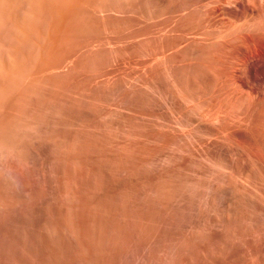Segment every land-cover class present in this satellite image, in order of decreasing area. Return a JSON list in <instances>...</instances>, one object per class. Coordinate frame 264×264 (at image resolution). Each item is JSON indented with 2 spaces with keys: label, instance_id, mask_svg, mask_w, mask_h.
I'll list each match as a JSON object with an SVG mask.
<instances>
[{
  "label": "rangeland",
  "instance_id": "374dc122",
  "mask_svg": "<svg viewBox=\"0 0 264 264\" xmlns=\"http://www.w3.org/2000/svg\"><path fill=\"white\" fill-rule=\"evenodd\" d=\"M39 1L8 12L42 61L0 79V264H264V0Z\"/></svg>",
  "mask_w": 264,
  "mask_h": 264
},
{
  "label": "bare ground",
  "instance_id": "6f19581e",
  "mask_svg": "<svg viewBox=\"0 0 264 264\" xmlns=\"http://www.w3.org/2000/svg\"><path fill=\"white\" fill-rule=\"evenodd\" d=\"M22 1L26 2L25 4H29L28 10H27V12H26V14H25L26 17H24L23 19H25V18L28 19V21H29L30 24L33 23V22H31V21H33V20L36 19V15H37V12H38L37 10H39L41 7L44 6V3L42 2V5H43V6H41V7L39 6V8H38V5H39L38 2H40L39 0H0V79H1V82H3V81L5 82V85H7L8 88L10 87L9 85H12V87H13V86L16 85V82L18 83V81L15 80V79L17 78V77H16V73L19 74V73H20L19 71H21V73H22V71H23L22 69L25 68V67L22 68V66H24V65H26V64H30V65H32L33 63H36V64L38 63V64H39V63L42 61V57H41V56H40L41 58H40V57H37V56H36V58L31 56V57H32V58H31V61H30V63H28V62H27V61H29V60H28V57H24V55H23V53H24L25 50H21V49H20V47H21L22 45L26 44V42H29V39H28V32H27L23 27L25 26V24H27V25L29 26V28H26V29H28V31L31 30V28H32V29L34 28V27H33V24H32V27H31V25H29L27 22L24 24V22L22 23V22L19 21V20H20L19 18H22V17L24 16L23 13H22L23 16L21 15L22 17H19V14H18V13H20L21 11H19V12L17 13L19 18H18V17H15V16H11L13 13H14V15L16 14L15 11H13L12 9L18 10V9L21 7L20 4H21ZM41 1H42V0H41ZM59 1H60V0H59ZM63 1H64V0H63ZM71 1H72V0H71ZM75 1H76V0H75ZM82 1H83V0H82ZM85 1H86V0H85ZM103 1H105V0H103ZM118 1H119V0H118ZM210 1H211V0H210ZM216 1H217V0H216ZM216 1H215V2H216ZM233 1H234V0H233ZM233 1H232V2H233ZM47 2H48V1H47ZM67 2H68V0H66V3H67ZM72 2H73V1H72ZM89 2H90V1H89ZM94 2H96V1H94ZM107 2H108V0H107ZM115 2H116V1H115ZM219 2H220V1H219ZM219 2H217V4H218ZM228 2H230V1H228ZM40 3H41V2H40ZM50 3H51V2H50ZM61 3H63V2H61ZM103 3H104V2H103ZM222 3H223V2H222ZM234 3H235V2H234ZM47 4H48V3H47ZM54 4H55V3H54ZM58 4H59V3H58ZM58 4H56V6H57ZM105 4H106V3H105ZM105 4H104V5H105ZM201 4H204V3H201ZM201 4H199V5H201ZM211 4H214V3H211ZM215 4H216V3H215ZM230 4H231V3H230ZM232 4H233V3H232ZM22 5H23V4H22ZM40 5H41V4H40ZM51 5H52V4H51ZM62 5H63V4H62ZM67 5H68V4H66V6H67ZM74 5H75V4H74ZM81 5H83V4H81ZM85 5H86V3H85ZM93 5H94V4H93ZM118 5H120V4H118ZM226 5H227V4H226ZM226 5H224V6H226ZM25 6L27 7L28 5H25ZM25 6L22 7L23 10H24V7H25ZM53 6H54V5H53ZM53 6H50V7H53ZM69 6H70V1H69ZM72 6H73V5H72ZM90 6H91V4H90ZM90 6H89V7H90ZM102 6H103V5H102ZM121 6H122V5H121ZM177 6H178V5H177ZM202 6H203V5H202ZM204 6H205V5H204ZM26 7H25V8H26ZM62 7H63V6H62ZM79 7H81V6L79 5ZM85 7H86V6H85ZM94 7H95V6H94ZM99 7H100V6H99ZM109 7H110V6H109ZM227 7H228V6H227ZM234 7H235V6H233V10H234ZM47 8H48V7H47ZM47 8H46V9H47ZM54 8H55V7H54ZM57 8H58V7H57ZM63 8H65V7H63ZM96 8H98V7H96ZM100 8H102V7H100ZM100 8H99L98 11H97V9H96V12H99V13L101 14V16H102L101 18H103V19L105 18V19H106V18L108 17V11H109V10L104 9V8H103V9H100ZM114 8H116V7H114ZM114 8H113V9H114ZM202 8H205V7H202ZM206 8H207V7H206ZM211 8H212V7H211ZM215 8H216V7H215ZM221 8H222V7H221ZM42 9H43V11L45 12L46 9H45V10H44V8H42ZM42 9L39 10V11L41 12V17H42V14H44V13H42ZM58 9H60V8H58ZM66 9H67V8H66ZM212 9H213V8H212ZM223 9L225 10V8H223ZM11 10H12V11H11ZM20 10H21V9H20ZM50 10H51V8L47 10V11H49L48 13H50ZM54 10H55V9H54ZM54 10L52 9V11H54ZM56 10H57V9H56ZM63 10L65 11V9H63ZM68 10H69V9H68ZM74 10H75V9H74ZM78 10H79V9H78ZM83 10H85V9H83ZM87 10H88V9H87ZM90 10H91V9H90ZM92 10H93V9H92ZM92 10H91V11H92ZM114 10H115V9H114ZM117 10H118V9H117ZM216 10H217V8H216ZM218 10H219V9H218ZM221 10H222V9H221ZM233 10H231V11H233ZM9 11H11V12H13V13H12V14H9V13H8ZM64 11H63V12H64ZM71 11H72V10H71ZM81 11H82V10H81ZM115 11H116V10H115ZM225 11H226V10H225ZM6 12L8 13V15H7ZM40 12H39V13H40ZM54 12H55V11H54ZM69 12H70V11H69ZM87 12H88V11H87ZM110 12H112V11L110 10ZM24 13H25V12H24ZM39 13H38L37 16L40 17V14H39ZM46 13H47V12H46ZM48 13H47V14H48ZM113 13H114V12H113ZM118 13H120V12H118ZM203 13H204V12H203ZM207 13H208V12H207ZM211 13H212V12H211ZM214 13H215V12H214ZM17 14H16V15H17ZM55 14H56V13H55ZM58 14H59V13H58ZM68 14H69V13H68ZM89 14H90V13H89ZM95 14H97V13H95ZM204 14H205V13H204ZM223 14H224V13H223ZM226 14H227V13H226ZM50 15H51V14H50ZM50 15H49V16H50ZM60 15H61V14H59V16H60ZM65 15H66V14H65ZM73 15L75 16V14H73ZM90 15H91V14H90ZM97 15H98V14H97ZM206 15L208 16V14H206ZM55 16H57V15H55ZM69 16H70V15H69ZM113 16H114V15H113ZM210 16H211V15H210ZM217 16H218V15H217ZM217 16H216V17H217ZM43 17L45 18V16H43ZM52 17H53V16H52ZM61 17H62V16H61ZM81 17H82V16H81ZM83 17H84V16H83ZM99 17H100V16H99ZM110 17H111V16H110ZM212 17L214 18L215 16H212ZM212 17H211V18H212ZM37 18H38V17H37ZM44 18H43V19H44ZM62 18H63V17H62ZM93 18H94V17H93ZM95 18L97 19L98 17L95 16ZM189 18H190V17H189ZM204 18H205V16H204ZM204 18H203V19H204ZM206 18H207V17H206ZM223 18H224V17H223ZM43 19H42V20H43ZM65 19H66V18H65ZM76 19H77V17H76ZM78 19H79V18H78ZM85 19H86V18H85ZM91 19H92V18H91ZM91 19H90V17H89V20H91ZM227 19H228V17H227ZM231 19H232V18H231ZM36 20H37V22L39 21V23L42 25L41 27H43V25H45V24H42V22H40L39 18L36 19ZM42 20H41V21H42ZM55 20H56V19H55ZM57 20H58V19H57ZM57 20H56V23H58ZM63 20H64V19H63ZM63 20H62V21H63ZM68 20H69V19H68ZM80 20H81V18H80ZM83 20H84V19H83ZM92 20H93V19H92ZM106 20H107V19H106ZM117 20H118V19H117ZM189 20H191V19H189ZM207 20H208V19H207ZM221 20H222V19H221ZM25 21H27V20H25ZM52 21H54V20H52ZM65 21H67V19H66ZM72 21H73V20H72ZM95 21H97V20H95ZM99 21H100V20H99ZM99 21H98V23H99ZM118 21H119V20H118ZM213 21H214V20H213ZM217 21H218V20H217ZM223 21H224V20H223ZM227 21H228V20H226L225 22H227ZM34 22H36V21H34ZM37 22H36V23H37ZM45 22H46V21H45ZM45 22H44V23H45ZM76 22H77V21H76ZM81 22H82V21H81ZM81 22H80V23H81ZM84 22H85V21H83V23H84ZM87 22H88V21H87ZM104 22H105V21H104ZM204 22H205V21H204ZM219 22H221V21H219ZM219 22H218V23H219ZM229 22H230V21H229ZM36 23H34V25H35ZM46 23H47V22H46ZM69 23H70V21H69ZM101 23H103V22H101ZM101 23H99V24H101ZM207 23H208V22H207ZM210 23H211V21H210ZM216 23H217V22H216ZM227 23H228V22H227ZM6 24H10V25H11V26L9 25V26L11 27V29H12V30H11L12 32H11V31L9 32L10 34H8V32H7V31H9V30L6 31ZM40 24H38V25L40 26ZM47 24H48V23H47ZM47 24L45 25L44 28H47V27H46ZM49 24H51V22H49ZM52 24H53V23H52ZM65 24H66V22H65ZM73 24H74V23H73ZM73 24H72V25H73ZM78 24H79V22H78ZM91 24H92V23H91ZM220 24H221V23H220ZM228 24H229V23H228ZM22 25H24V26L21 27ZM53 25H54V24H53ZM55 25H56V24H55ZM70 25H71V23H70ZM70 25H68V26H70ZM74 25H77V24H74ZM89 25H90V24H89ZM205 25H206V23H205ZM205 25H204V26H205ZM207 25H208V24H207ZM212 25H213V24H212ZM212 25H211V26H212ZM217 25H218V24H217ZM217 25H216V26H217ZM230 25H231V23H230ZM58 26H59V25H58ZM61 26H64V25L61 24ZM66 26H67V25H66ZM78 26H79V25H77V27H78ZM92 26H93V25H92ZM96 26H97V25H96ZM98 26H99V25H98ZM106 26H107V25H106ZM213 26H214V25H213ZM225 26H226V25H225ZM228 26H229V25H228ZM25 27H26V26H25ZM30 27H31V28H30ZM41 27H39V28H41ZM49 27H50V26H49ZM53 27H54V26H53ZM71 27H73V26H71ZM71 27H70V28H71ZM201 27H202V26H201ZM214 27H215V26H214ZM214 27H213V28H214ZM7 28H8V27H7ZM22 28H23V29H22ZM57 28H58V27H57ZM65 28H66V27H65ZM75 28H76V27H75ZM89 28H90V27H89ZM106 28L108 29V27H106ZM223 28H224V27H223ZM8 29H9V28H8ZM36 29L39 31L38 28H36ZM36 29H35V31H36ZM50 29H51V28H50ZM50 29H49V30H50ZM55 29H56V28H55ZM97 29H99V28H97ZM101 29H102V28H101ZM101 29H100V30H101ZM40 30H41V29H40ZM52 30H53V29H52ZM61 30H62V29H60V32H61ZM75 30H77V28H76ZM86 30H87V29H86ZM103 30H104V28H103ZM105 30H106V29H105ZM32 31L34 32V30H31V32H32ZM44 31H45V30H44ZM68 31H69V30H68ZM68 31H67V32H68ZM70 31H71V30H70ZM70 31H69L68 33H70ZM98 31H99V30H98ZM33 32H32L31 34H33ZM40 32H41V31H40ZM47 32H48V31H47ZM49 32H51V31H49ZM76 32H77V31H76ZM76 32H73V33H76ZM86 32H87V31H86ZM102 32H103V31H102ZM11 33H12V34H11ZM43 33H44V32H43ZM43 33H42V34H43ZM54 33H55V32H54ZM62 33H64V32L62 31ZM65 33H66V32H65ZM68 33H67V34H68ZM119 33H121V31H120ZM67 34H66V35H67ZM78 34H79V32H78ZM200 34H202V33H200ZM10 35H11V36H10ZM35 35H36V33L33 34V38L35 37L36 39H38L36 36H38L39 34H37L36 36H35ZM46 35H47V34H46ZM50 35H51V34H50ZM66 35H63V36L66 37ZM117 35H118V34H117ZM29 36H30V34H29ZM55 36H56V34H55L54 36H52V37H55ZM61 36H62V34H61ZM74 36H75V35H74ZM74 36H72V37H74ZM104 36H105V35H104ZM10 37H11V39H13L14 41L9 40ZM31 37H32V35L30 36V42H31V44H32V43L34 44V43H35V42H34L35 40L32 39ZM39 37H40V35H39ZM44 37H45V36H44ZM46 37H47V36H46ZM46 37L44 38V40H46ZM78 37H79V36H78ZM189 37H191V36H189ZM196 37H197V36H196ZM48 38L50 39L49 35H48ZM63 38H64V37H63ZM83 38H86V37L84 36ZM83 38H81V40H82ZM91 38H92V36H91ZM93 38H94V37H93ZM104 38H105V37H104ZM115 38H116V37H115ZM115 38L112 39V40H114V42H115ZM194 38H195V37H194ZM31 39H32V41H31ZM49 39H47V41H48ZM52 39H53V38H52ZM56 39L59 40L60 38H59V39L56 38ZM66 39H67V38H66ZM66 39H64V40H66ZM70 39H71V38H70ZM73 39H74V38H73ZM78 39H79V38H78ZM95 39H96V38H95ZM107 39L110 40L109 38H107ZM107 39H106V40H107ZM116 39H117V38H116ZM190 39H191V38H190ZM8 40H9V42H8ZM40 40H42V39H40ZM44 40H43V41H44ZM62 40H63V39H62ZM68 40H69V39H68ZM76 40H77V39H76ZM86 40H87V39H86ZM90 40H92V39H90ZM98 40H100V37L98 38ZM98 40H97V41H98ZM101 40H102V39H101ZM104 40H105V39H104ZM104 40H103V41H104ZM119 40H120V39H119ZM192 40H193V39H192ZM47 41H46V43H47ZM50 41H51V39H50ZM73 41L75 42V40H73ZM84 41H85V40H84ZM84 41H83V42H84ZM116 41H117V40H116ZM188 41H189V40H188ZM7 42H8V43H7ZM10 42H14V43L11 44ZM37 42H39V40H37L36 43H37ZM53 42H54V41H53ZM55 42H56V41H55ZM61 42H62V41H61ZM61 42H60V43H61ZM65 42H66V41H65ZM67 42H68V41H67ZM67 42L64 43V44H67ZM80 42H81V41H80ZM80 42H78V43H80ZM87 42H88V41H87ZM104 42H105V41H104ZM114 42H112V44H114ZM117 42H119V41H117ZM6 43H7V44H6ZM9 43L11 44V46L9 47L10 49L8 48V44H9ZM41 43H43V42L41 41ZM48 43H49V42H48ZM48 43H47V44H48ZM56 43H57V42H56ZM62 43H63V42H62ZM68 43H69V42H68ZM75 43H76V42H75ZM100 43H102V42H100ZM194 43H195V42H194ZM10 44H9V45H10ZM31 44H29V45L31 46ZM33 44H32V46H33ZM38 44H39V43H38ZM38 44H37V45H38ZM44 44H45V43H44ZM51 44H52V45H55V44L52 43V42H51ZM69 44L71 45V43H69ZM81 44H82V43H81ZM85 44H86V42H85ZM85 44H84V45H85ZM90 44H91V43L89 42V45H90ZM110 44H111V43H110ZM110 44H109V45H110ZM188 44H189V43H188ZM195 44H196V43H195ZM12 45H13V46H12ZM27 45H28V44H26V46H27ZM29 45H28V47H29ZM45 45H46V44H45ZM60 45H61V44H60ZM74 45H76V44H74ZM74 45H73V46H74ZM92 45L94 46L93 42H92ZM100 45H101V44H98V46H100ZM102 45H104V44H102ZM185 45H187V44H185ZM190 45H191V43H190ZM192 45H194V44H192ZM15 46H16V47H15ZM24 46H25V45H24ZM24 46H23V49H24ZM35 46H36V44H35ZM42 46H43V45L39 44V47L42 48ZM58 46H59V45H58ZM82 46H83V44H82ZM86 46L88 47V45H86ZM90 46H91V45H90ZM95 46H96V45H95ZM113 46H114V45H113ZM119 46H120V45H119ZM121 46H122V45H121ZM6 47H7V48H6ZM39 47L37 46L36 48L38 49ZM52 47H53V46H52ZM52 47H51V49L53 50L54 48H52ZM70 47H71V46H70ZM80 47H81V45H80ZM83 47H84V46H83ZM100 47H101V46H100ZM103 47H104V46H102L101 48H103ZM108 47H110V46H108ZM117 47H118V46H117ZM117 47H116V48H117ZM187 47H188V46H187ZM21 48H22V47H21ZM29 48L32 49V47H29ZM33 48H34V47H33ZM36 48H34V51H33V50H30V53H31V51H32V54H34V52H36V50H35ZM41 48H40V49H41ZM47 48H48V47H47ZM57 48H58V47H57ZM59 48H60V47H59ZM63 48H65V45H64ZM67 48H68V47H67ZM73 48L76 49L77 46H76V48H75V47H73ZM78 48H79V46H78ZM91 48H92V46H91ZM246 48H247V47H246ZM5 49H6V51H5ZM7 49H8V52H7ZM27 49H28V48H26V52H27ZM40 49H39L38 51H40ZM51 49H50V50L47 49V50L50 52ZM88 49H89V47L87 48V50H88ZM105 49L107 50L108 48H105ZM110 49H111V48H110ZM119 49H120V48H119ZM119 49H118V50H119ZM20 50H21V51H20ZM43 50H44V48H43ZM47 50H45V51H47ZM55 50L57 51L56 48H55ZM58 50H59V49H58ZM64 50H66V49H64ZM68 50H69V48H68ZM91 50H92V49H91ZM95 50H96V49H95ZM95 50H94V51H95ZM100 50H101V49H99V51H100ZM103 50H104V49H103ZM103 50H102V51H103ZM115 50H116V49H115ZM4 51H5V52H4ZM22 51H23V53L21 54ZM28 51H29V50H28ZM41 51H42V49H41ZM48 51H47V52H48ZM60 51H61V49H60ZM76 51H77V50H76ZM88 51H89V50H88ZM121 51H122V50H121ZM6 52H7V53H6ZM26 52H25V54L27 55ZM47 52H46V53H47ZM64 52H66V51H64ZM69 52H70V51H69ZM71 52H72V51H71ZM80 52H81V51H80ZM91 52H92V51H91ZM91 52H90V53H91ZM96 52H98V51L96 50ZM100 52H101V51H100ZM100 52H99V53H100ZM103 52H104V51H103ZM106 52H108V51H106ZM109 52H110V51H109ZM111 52H113V49L111 50ZM111 52H110V53H111ZM116 52H118V51H116ZM246 52H247V51H246ZM40 53H41V52H39V54H40ZM46 53H45V55H46ZM50 53H51V52H50ZM82 53H84V52H82ZM88 53H89V52H88ZM92 53H93V52H92ZM119 53H120V52H119ZM247 53H248V52H247ZM37 54H38V52L36 53V55H37ZM57 54H58V52H57ZM59 54H60V53H59ZM65 54H66V53H65ZM73 54H75V53H73ZM86 54H87V53H86ZM100 54H101V53H100ZM103 54H104V53H103ZM114 54H115V53H114ZM114 54H113V55H114ZM21 55H22V57H24V58H21V57H20ZM26 55H25V56H26ZM29 55H30V54H29ZM42 55H43V53H42ZM62 55H63V54H62ZM62 55H61V56H62ZM75 55H77V54H75ZM75 55H74V56H75ZM79 55H80V54H79ZM89 55H90V54H89ZM92 55H94V54H92ZM95 55H96V54H95ZM104 55H105V54H104ZM110 55H111V54H110ZM110 55L108 56V53H107V56H108V57H110ZM34 56H35V55H34ZM61 56H60V57H61ZM63 56H64V55H63ZM70 56H71V55H70ZM80 56H81V55H80ZM83 56H84V55H83ZM105 56H106V55H105ZM119 56H121V55H119ZM29 57H30V56H29ZM50 57H51V56H50ZM54 57H55V56H54ZM65 57H66V56H65ZM71 57H72V56H71ZM84 57L86 58V56H84ZM87 57H88V56H87ZM100 57H101V56H100ZM100 57H98V59H99ZM113 57H114V56H113ZM117 57H118V56H117ZM245 57H246V56H245ZM247 57H248V56H247ZM247 57H246V58H247ZM51 58H52V60H54L53 57H51ZM68 58H69V57H68ZM248 58H249V57H248ZM2 59H3V61H2ZM4 59H5V61H7V62H5V63H7V64H5V65L3 64ZM22 59L25 60V62H23V65L20 67V68H22V69H21V70L18 69L19 71L16 72V71H17L16 68H17V66H18V63H19L20 65L22 64V63H20V62H22V61H21ZM29 59H30V58H29ZM35 59H36V60H35ZM40 59H41V61H39ZM46 59H47V58H46ZM56 59H57V58H55V60H56ZM62 59H63V58H62ZM80 59H81V58H80ZM88 59H89V58H88ZM93 59H94V56H93ZM93 59H90V60H93ZM106 59H107V58H106ZM110 59H112V58H110ZM110 59H109V60H110ZM116 59H117V58H116ZM44 60H45V59H44ZM49 60H50V59H49ZM59 60H60V59H59ZM65 60H66V58H65ZM70 60H71V59H70ZM77 60H78V59H77ZM81 60H82V59H81ZM94 60H95V59H94ZM94 60H93V61H94ZM96 60H97V59H96ZM99 60H100V59H99ZM103 60H104V59H103ZM103 60H101V61H103ZM244 60H245V59H244ZM246 60H247V59H246ZM38 61H39V62H38ZM47 61H48V60H47ZM78 61H79V60H78ZM84 61H85V60H84ZM93 61L90 62V63L95 65L96 63H94ZM112 61H113V60H112ZM114 61H116V60H114ZM117 61H118V60H117ZM263 61H264V60H263ZM44 62H45V61H44ZM51 62H52V61H51ZM53 62H54V61H53ZM53 62H52V64H53ZM56 62H57V61H56ZM65 62H66V61H65ZM65 62H64V63H65ZM73 62H74V61H73ZM75 62L78 63L76 60H75ZM75 62H74V63H75ZM80 62H81V61H80ZM82 62H83V60H82ZM86 62H87V61H86ZM96 62H97V61H96ZM106 62H107V61H106ZM121 62H122V61H121ZM249 62H250V61H249ZM31 63H32V64H31ZM49 63H50V61H49ZM60 63H61V62H60ZM60 63H59V64H60ZM112 63H113V62H112ZM50 64H51V63H50ZM56 64H57V63H56ZM65 64H66V63H65ZM67 64L69 65V63H67ZM78 64H79V63H78ZM78 64H77V65L75 64V65L78 66ZM86 64H87V63H86ZM106 64H108V63H106ZM106 64H105L104 66H106ZM122 64H123V63H122ZM243 64H244V63H243ZM249 64H250V63H249ZM20 65H19V66H20ZM33 65H34V64H33ZM39 65H40V66H38V67H41V64H39ZM68 65H67V66H68ZM80 65H81V63H80ZM84 65H85V64H84ZM84 65H82V66H84ZM87 65H88V64H87ZM108 65H109V64H108ZM110 65H111V64H110ZM117 65H118V64H117ZM254 65H255V64H254ZM19 66H18V67H19ZM48 66H49V65H48ZM54 66H55V65L53 64V67H54ZM72 66H73V65H72ZM96 66H97V65H96ZM98 66H99V65H98ZM119 66H120V65H119ZM255 66H256V65H255ZM42 67H43V66H42ZM79 67H80V66H79ZM87 67H89V66H87ZM90 67H91V65H90ZM107 67H109V66H107ZM249 67H251V66H249ZM252 67H254V66H252ZM26 68H27V65H26ZM29 68H30V67H29ZM29 68H28V69H29ZM45 68H47V67H45ZM48 68H52V66L50 65V67H48ZM48 68H47V69H48ZM58 68H61V67H58ZM58 68H55L56 70H54V71L57 72V71H58V70H57ZM95 68H98V67H94L93 69H95ZM33 69H34V72H37V71H39V70H42L43 68H42V69L37 68V69H39V70L36 69L37 71H35V68H34V66H33ZM68 69H70V68L68 67ZM76 69H78V68H76ZM79 69H80V68H79ZM79 69H78V70H79ZM87 69H88V68H86V70H87ZM98 69H99V68H98ZM98 69H97V70H98ZM166 69H167V68H166ZM256 69H257V68H256ZM263 69H264V68H263ZM44 70H45V69H44ZM44 70H43V71H44ZM62 70H63V69H62ZM65 70H67V69H64V71H65ZM78 70H76V71H78ZM89 70H90V69H89ZM102 70H103V69H102ZM102 70H101V72H102ZM106 70H107V68H106ZM167 70L169 71V68H168ZM167 70H166V71H167ZM252 70H254V69L252 68ZM252 70H251V71H252ZM25 71H26V70H25ZM30 71H31V69H30ZM46 71H47V70H46ZM52 71H53V70H52ZM64 71H63V72H64ZM95 71H96V70H95ZM103 71H104V70H103ZM28 72H29V71H28ZM49 72H50V69H49ZM59 72L61 73V71H59ZM65 72H66V71H65ZM65 72H64V73H65ZM73 72H74V71H73ZM79 72H80V71H79ZM92 72H93V71H92ZM263 72H264V71H263ZM38 73H39V72H38ZM38 73H37V74H38ZM51 73H52V72H51ZM51 73H50V74H51ZM76 73H77V72H76ZM107 73H108V70H107ZM29 74H30V73H29ZM39 74H40V73H39ZM44 74H46V72L43 73V75H44ZM47 74H48V73H47ZM61 74H63V73H61ZM69 74H71V73L69 72ZM78 74H79V73H77V75H78ZM93 74H94V73H93ZM98 74H99V73H98ZM98 74H97V75H98ZM105 74H106V71H105ZM105 74H104V75H105ZM108 74H109V73H108ZM31 75H32V74H30V76L28 77L27 74H26V75H25V74H24V75L22 74V76H27V78H28L27 81H29V78L31 77ZM58 75H59V74H58ZM63 75H64V74H63ZM72 75H73V74H72ZM94 75H96V74H94ZM94 75H93V76H94ZM106 75H107V74H106ZM18 76H19V75H18ZM33 76H35V75H33ZM53 76H54V75H53ZM60 76H61V75H59L58 77H60ZM67 76H68V75H67ZM19 77H21V76H19ZM40 77H41V76H40ZM40 77H39V78H40ZM42 77H43V76H42ZM42 77H41V78H42ZM44 77H45V76H44ZM58 77H57V78H58ZM94 77H95V76H94ZM94 77H93V78H94ZM39 78H36V80L39 79ZM41 78H40V79H41ZM45 78H46V77H45ZM51 78H52V76H51ZM51 78H50V79H51ZM54 78H55V77H54ZM62 78H63V77H62ZM97 78H98V77H97ZM100 78H101V77H100ZM108 78H109V76H108ZM74 79H75V78H74ZM77 79H78V78H76L75 80H77ZM94 79H95V78H94ZM101 79H102V78H101ZM103 79H105V78H103ZM106 79H107V78H106ZM263 79H264V78H263ZM2 80H3V81H2ZM18 80H19V78H18ZM25 80H26V79H25ZM25 80H22V81H23V85H24V83H25V82H24ZM42 80H43V78H42ZM42 80H41V82H42ZM66 80H68V79H66ZM75 80H73V81H75ZM90 80H93V79H90ZM98 80H99V79H98ZM108 80H109V79H108ZM37 81H38V80H37ZM43 81H45V79H44ZM60 81H61V85H63V84H62V81H65V80L62 79V80H60ZM68 81H69V80H68ZM106 81H107V80H106ZM30 82H32V81H30ZM39 82H40V81H39ZM48 82H49V81H48ZM51 82H52V81H51ZM58 82H59V81H58ZM98 82H99V81H98ZM6 83H7V84H6ZM19 83H20V81H19ZM28 83H29V82H28ZM28 83H27V84H28ZM43 83H44V82H43ZM54 83H55V82H54ZM72 83H73V82H72ZM76 83H77V82H76ZM102 83H103V82H102ZM106 83H107V82H106ZM1 84H3V83H1ZM27 84H26V86H24V87L22 86V87H23V88L28 87ZM35 84H37V83H35ZM38 84H39V83H38ZM57 84H58V83H57ZM59 84H60V83H59ZM69 84H70V81L68 82V87H69ZM74 84H75V83H74ZM90 84H91V82H90ZM107 84H108V83H107ZM17 85H18V84H17ZM28 85H30V84H28ZM44 85H45V84H44ZM48 85H49V84H48ZM55 85H56V84H55ZM66 85H67V84H66ZM88 85H89V84H88ZM91 85H92V84H91ZM95 85H96V84H95ZM95 85H93V86H95ZM97 85H99V84H97ZM109 85H110V83H109ZM41 86H43V85H41ZM58 86H60V85H58ZM89 86H90V85H89ZM104 86H105V85H104ZM104 86H103V87H104ZM106 86H108V85H106ZM1 87H3V89H4V85H2ZM17 87H18V86H17ZM17 87H16V88H17ZM22 87H21V88H22ZM29 87H30V86H29ZM39 87H40V86H39ZM53 87H55V86H53ZM56 87H57V86H56ZM56 87H55V88H56ZM68 87H67V88H68ZM72 87H73V86H72ZM103 87H102V88H103ZM13 88H14V87H13ZM19 88H20V86H19ZM45 88H47V87H45ZM48 88H49V86H48ZM58 88L60 89V87H58ZM102 88H100V89H102ZM105 88H107V87H105ZM105 88H104V89H105ZM3 89H0V111H3L4 106H6V105H4V103H5V100H4V99H3L4 103L2 102V97H3V95H4V93H3ZM10 89H11V87H10ZM17 89H18V88H17ZM27 89H28V88H26V91H27ZM38 89H39V88H38ZM62 89H65V88H62ZM62 89H61V90H62ZM97 89H98V88H97ZM6 90H7V89H6ZM12 90H13V89H12ZM12 90H11V91H12ZM22 90H23V89H22ZM22 90H21V91H22ZM51 90H52V88H51ZM53 90H54V88H53ZM55 90H57V88H56ZM61 90H60V91H61ZM69 90H70V89H69ZM98 90H99V89H98ZM8 91H9V90H8ZM14 91H15V88H14ZM14 91H12V95L15 96L16 94H13ZM16 91L19 92L18 90H16ZM16 91H15V92H16ZM26 91H24L23 93H25ZM102 91H104V90H102ZM4 92H5V91H4ZM28 92H29V90H28ZM28 92H27V93H28ZM36 92H37V91H36ZM63 92H65V91H63ZM9 93H10V91H9ZM21 93H22V92H20V94H21ZM23 93H22V94H23ZM29 93H30V92H29ZM33 93H34V92H33ZM50 93H51V92H50ZM6 94H7V92H6ZM22 94H21V95H22ZM48 94H49V93H48ZM65 94H68V92H65ZM12 95H10V96H12ZM25 95L27 96L28 94H25ZM25 95H24V96H25ZM32 95H33V94H32ZM36 95H37V93H36ZM10 96H9V97H10ZM17 96H18V95H17ZM19 96H20V95H19ZM19 96H18V97H19ZM28 96H29V95H28ZM49 96H50V95H49ZM12 97H13V96H12ZM15 97H16V96H15ZM51 97H53L52 94H51L50 98H51ZM4 98H5V95H4ZM19 98H20V97H19ZM21 98H22V97H21ZM25 98H26V97H24V99H25ZM36 98H37V97H36ZM50 98H48V100H49ZM13 99H14V98H13ZM13 99H12V100H13ZM16 99H17V98H16ZM24 99H23V100H24ZM33 99H34V98H33ZM55 99H56V98H55ZM23 100L20 99V101H23ZM39 100H40V99H39ZM39 100H38V101H39ZM45 100H46V99H45ZM53 100H54V98H53ZM15 101H17V100H15ZM20 101H19V102H20ZM34 101H35V100H34ZM34 101H33V102H34ZM6 102H7V99H6ZM24 102H25V101H24ZM8 103H9V102H8ZM22 103H23V102H22ZM27 103H28V102H27ZM11 104H13V103H11ZM32 104H33V103H32ZM42 104H43V103H42ZM50 104H51V102H50ZM50 104H49V105H50ZM18 105H19V104H18ZM52 105H53V104H52ZM9 106H10V105H9ZM14 106H15V105H14ZM24 106H25V103H24ZM24 106H21V108L24 107ZM29 106H30V105H29ZM37 106H38V105H37ZM39 106H41V105H39ZM10 107H13V106H10ZM17 107H18V106H17ZM27 107H28V106H27ZM21 108H19V109H21ZM39 108H40V107H39ZM49 108H50V107H49ZM49 108H48V109H49ZM7 109H9V108H7ZM7 109H6V112L8 111ZM16 109H17V108H16ZM22 109H24V108H22ZM40 109H41V108H40ZM17 110H18V109H17ZM27 110H28V109H27ZM30 110H32V109H30ZM45 110H46V108H45ZM19 111H20V110H19ZM23 111H24V110H23ZM25 111H26V109H25ZM37 111H39V109H38ZM3 112H4V111H3ZM3 112H2V116H3ZM8 112H9V111H8ZM8 112H7V113H8ZM17 112H18V111H17ZM40 112H41V111H40ZM11 113H12V115H13L14 111L11 112ZM11 113H9V114H11ZM15 113H16V111H15ZM20 113H21V112L16 113V114H20ZM24 113H26V112H24ZM27 113H28V112H27ZM29 113H30V112H29ZM29 113H28V114H29ZM42 113H43V112H42ZM45 113H46V112H45ZM9 114H8L7 117H9ZM16 114H15V115H16ZM21 114H22V113H21ZM35 114H36V112H35ZM46 114H47V113H46ZM193 114H194V113H193ZM15 115H14V117H15ZM25 115H26V114H25ZM29 115H30V114H29ZM2 116H0V117H2ZM34 116H36V115H34ZM16 117H17V116H16ZM32 117H33V115H32ZM217 117H218V116H217ZM4 118H5V117H4ZM11 118L13 119V116H12ZM0 119H1V118H0ZM16 119H17V118H16ZM19 119H20V118H19ZM3 120H4V119H3ZM10 120H11V119H10ZM10 120H8V124H9V122H11ZM20 120H21V119H20ZM31 120H32V119H31ZM1 121H2V120H1ZM6 122H7V121H6ZM16 122H17V121H16ZM16 122H15V123H16ZM0 123H1V122H0ZM15 123H14V124H15ZM20 123H21V122H20ZM14 124H13V125H14ZM18 124H19V123H18ZM18 124H16V125H18ZM22 124H23V123H22ZM10 125H11V124H10ZM0 126H1V125H0ZM2 126H5V127H6L7 124L4 123V125L2 124ZM8 126H9V125H8ZM8 126H7V127H8ZM35 127H36V126H35ZM21 128H23V127L21 126ZM31 128H32V127H31ZM38 128H39V126H38ZM3 129H4V128H3ZM9 129H10V128H9ZM211 129H212V128H211ZM0 130H1V129H0ZM38 130H39V129H38ZM38 130H37V131H38ZM26 131H27V130H26ZM5 132H7V130H5ZM28 132H29V131H28ZM31 132H32V131H31ZM3 133H4V131H3ZM3 133H2V134H3ZM10 133H11V132H10ZM0 134H1V132H0ZM19 134H20V133H19ZM31 134H32V133H31ZM20 135H21V134H20ZM33 135H34V134H33ZM5 136H6V135H5ZM13 136H14V135H13ZM2 137H3V136H2ZM3 138H4V137H3ZM24 138H25V137H24ZM227 138H228V137H227ZM228 139H229V138H228ZM231 139H232V138H231ZM56 140H57V139H56ZM167 140H169V139H167ZM21 141H22V140H21ZM33 141H34V140H33ZM169 141H170V140H169ZM0 142H1V141H0ZM165 142H166V141H165ZM167 142H168V141H167ZM170 142H171V141H170ZM228 142H229V141H228ZM3 143H4V142H3ZM15 143H16V142H15ZM22 144H23V143H22ZM14 147H15V146H14ZM27 151H28V150H27ZM33 151H34V150H33ZM16 152H17V151H16ZM19 152H20V151H19ZM28 152H29V151H28ZM11 153H13V152H12L11 150H9V148H7L6 145L0 143V157H2V158L5 157V156L8 157ZM19 155H20V154H19ZM12 156H14V155H12ZM21 156H22V155H21ZM2 158H1V159H2ZM17 158H18V157H17ZM23 158H24V157H23ZM28 158H29V156H28ZM28 158H26V160H27ZM24 159H25V158H24ZM32 159H34V158H32ZM4 160H5V162H8V161H6V159H4ZM4 160H2V161H4ZM14 160H15V158H14ZM30 160H31V159H30ZM69 160H71V159H69ZM2 161H1V162H2ZM33 161H34V160H33ZM10 162H13V161H10ZM19 162H20V161H19ZM26 162H27V161H26ZM29 162L32 163L31 161H29ZM55 162H57V161H55ZM15 164H16V163H15ZM26 164H29V163H26ZM17 165L19 166V164H17ZM22 165H23V164H22ZM22 165H21V166H22ZM23 166H24V165H23ZM16 167H17V166H16ZM21 169H22V168H21ZM173 171H174V170H173ZM173 171H172V172H173ZM172 174H173V173H172ZM173 175H174V174H173ZM0 176H1V175H0ZM6 181H9V180H7V178H6ZM10 181H11V180H10ZM2 183H3V182H2ZM12 184H13V183H12ZM7 185H10V184H7ZM4 186H6V184H5ZM1 187H2V185H1ZM6 187H8V186H6ZM2 188H3V187H2ZM4 189H6V188H4ZM0 190H1V189H0ZM2 190H3V189H2ZM2 190H1V191H2ZM1 191H0V192H1ZM9 191H10V190H9ZM3 192H6V191L3 190ZM6 193H7V192H6ZM7 195H8V193H7ZM5 203H6V202H5ZM7 204H9V203H7ZM7 204H6V205H7ZM0 206H1V205H0ZM2 206H3V205H2ZM8 206H9V205H8ZM9 207H10V206H9ZM2 208H3V207H2ZM6 208H7V207H6ZM11 209H12V208H11ZM7 210H8L9 212H11L10 209H7ZM4 211H5V210H4ZM1 212H2V211H1ZM3 213H4V212H3ZM3 213H2V214H3ZM6 213H7V211H6ZM4 214H5V213H4ZM9 214H10V213H9ZM9 214H8V216H9ZM4 216H5V215H4ZM4 216H3V217H4Z\"/></svg>",
  "mask_w": 264,
  "mask_h": 264
}]
</instances>
